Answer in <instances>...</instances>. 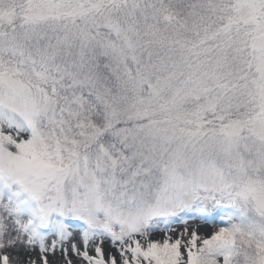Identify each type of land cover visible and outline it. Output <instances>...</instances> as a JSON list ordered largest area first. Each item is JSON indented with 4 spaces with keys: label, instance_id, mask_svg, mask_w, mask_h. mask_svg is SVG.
I'll use <instances>...</instances> for the list:
<instances>
[{
    "label": "snow or ice",
    "instance_id": "snow-or-ice-1",
    "mask_svg": "<svg viewBox=\"0 0 264 264\" xmlns=\"http://www.w3.org/2000/svg\"><path fill=\"white\" fill-rule=\"evenodd\" d=\"M0 264H264V0H0Z\"/></svg>",
    "mask_w": 264,
    "mask_h": 264
}]
</instances>
